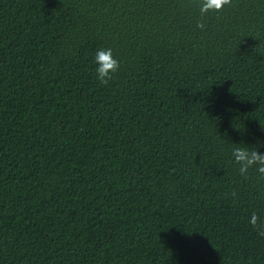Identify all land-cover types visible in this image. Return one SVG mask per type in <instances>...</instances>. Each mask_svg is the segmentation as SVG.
I'll use <instances>...</instances> for the list:
<instances>
[{"label":"trees","instance_id":"obj_1","mask_svg":"<svg viewBox=\"0 0 264 264\" xmlns=\"http://www.w3.org/2000/svg\"><path fill=\"white\" fill-rule=\"evenodd\" d=\"M234 147L264 153V0H0V264H264Z\"/></svg>","mask_w":264,"mask_h":264},{"label":"clouds","instance_id":"obj_2","mask_svg":"<svg viewBox=\"0 0 264 264\" xmlns=\"http://www.w3.org/2000/svg\"><path fill=\"white\" fill-rule=\"evenodd\" d=\"M201 16L206 15L211 11H222L224 6L231 4V0H199ZM197 28L203 29V22L197 23ZM94 62L97 65L96 77L100 84L107 85L112 79L113 74L120 68V61L114 56L111 48H100L97 50L94 57ZM232 157L238 172L247 178L250 169H255L264 178V153H261L257 148L249 147H234L232 149ZM249 223L256 228L258 235L264 237V221L257 212H253L250 216Z\"/></svg>","mask_w":264,"mask_h":264}]
</instances>
